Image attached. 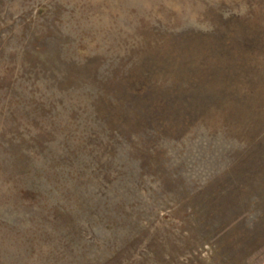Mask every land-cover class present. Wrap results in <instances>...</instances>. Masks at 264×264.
Masks as SVG:
<instances>
[{
	"label": "rangeland",
	"instance_id": "rangeland-1",
	"mask_svg": "<svg viewBox=\"0 0 264 264\" xmlns=\"http://www.w3.org/2000/svg\"><path fill=\"white\" fill-rule=\"evenodd\" d=\"M0 264H264V0H0Z\"/></svg>",
	"mask_w": 264,
	"mask_h": 264
},
{
	"label": "trees",
	"instance_id": "trees-1",
	"mask_svg": "<svg viewBox=\"0 0 264 264\" xmlns=\"http://www.w3.org/2000/svg\"><path fill=\"white\" fill-rule=\"evenodd\" d=\"M141 90H142V91H145V90H143V88H141ZM158 103L160 104V100H158ZM159 104L155 103V104H154V107H158V106H160Z\"/></svg>",
	"mask_w": 264,
	"mask_h": 264
}]
</instances>
